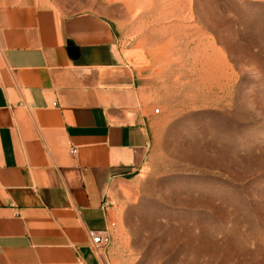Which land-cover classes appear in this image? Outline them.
Masks as SVG:
<instances>
[{
    "label": "rangeland",
    "instance_id": "obj_1",
    "mask_svg": "<svg viewBox=\"0 0 264 264\" xmlns=\"http://www.w3.org/2000/svg\"><path fill=\"white\" fill-rule=\"evenodd\" d=\"M50 1L107 17L151 101L116 264H264V0Z\"/></svg>",
    "mask_w": 264,
    "mask_h": 264
},
{
    "label": "crops",
    "instance_id": "obj_2",
    "mask_svg": "<svg viewBox=\"0 0 264 264\" xmlns=\"http://www.w3.org/2000/svg\"><path fill=\"white\" fill-rule=\"evenodd\" d=\"M0 51V264H116L89 230L114 236L111 199L147 159L153 113L113 23L0 0Z\"/></svg>",
    "mask_w": 264,
    "mask_h": 264
},
{
    "label": "built area",
    "instance_id": "obj_3",
    "mask_svg": "<svg viewBox=\"0 0 264 264\" xmlns=\"http://www.w3.org/2000/svg\"><path fill=\"white\" fill-rule=\"evenodd\" d=\"M159 111L160 109L157 108L156 112ZM72 151L75 152L76 149H73ZM89 236L91 237L92 242L96 247H108L112 243V234L111 231L108 229H104V230L90 229Z\"/></svg>",
    "mask_w": 264,
    "mask_h": 264
}]
</instances>
